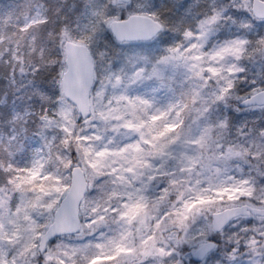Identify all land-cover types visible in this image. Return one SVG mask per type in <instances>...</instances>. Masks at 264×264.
<instances>
[{
    "label": "clouds",
    "instance_id": "1",
    "mask_svg": "<svg viewBox=\"0 0 264 264\" xmlns=\"http://www.w3.org/2000/svg\"><path fill=\"white\" fill-rule=\"evenodd\" d=\"M34 4L39 5L34 19L47 20L32 33L37 38L35 48L42 54L33 51L31 42L26 46L18 41L15 34L0 45V125L12 132L11 138L5 139L13 147V141L21 138L34 141L23 167L31 165L37 148L43 147L41 155L48 154L47 142L53 145L54 156L59 154L71 164L68 169L62 164L51 165L48 173L66 181L80 167L87 169L91 180L76 207V227L44 239L48 232L45 225L53 213L29 209L36 230L19 235L11 230L0 233V260L7 264H57L65 251L95 242L102 234L113 237L127 232L128 242L137 249L136 264H264V214L252 210L264 208V19L249 11L245 0H127L124 4L117 0H34ZM12 7L3 3L0 11L7 13ZM129 14L151 15L161 25L148 45L130 48L108 34L106 19ZM213 16L218 18L209 23ZM65 31L72 41L83 39L90 53L91 73L83 107L62 87L69 42ZM188 31L193 33L191 37L185 36ZM240 41L246 42L240 53L211 58L221 48ZM192 44L198 47L189 51ZM197 55L202 59L193 60ZM164 58L169 59L164 62ZM207 66L217 68L218 73L206 72ZM165 72L180 77V90L172 105L184 115L152 125L151 115L158 112L155 105L145 108L137 102L134 113L128 101L138 97L133 85L161 79ZM189 113L200 128L196 139L203 136L192 149L196 165L176 159L169 166L158 156L131 150L114 154L140 140L138 133L124 127L126 122H144L142 131L148 135L149 127L181 123ZM64 128L72 129L80 141L67 136ZM66 138L71 141L68 145L63 143ZM83 147L94 149L90 161L97 159L95 151L110 154L93 169L85 161ZM144 149L145 153L151 150L148 146ZM138 156L142 164L135 163ZM201 157L204 161L211 157V167L203 166ZM6 178L0 171L5 199L13 191ZM223 185L251 190L252 195L237 192L233 202L225 196L223 203L210 206L211 211L206 206L186 229L173 223L176 210L185 201L197 194L219 199L215 192L203 190ZM52 198H58L57 194ZM137 200L146 206L144 223L138 219L129 225L120 219V213L125 204ZM232 205L245 210L210 232L213 213ZM101 216L106 218L103 222H99ZM22 217V223H29ZM93 220L98 223L88 228ZM149 236L155 240L144 244L143 239ZM202 240L215 245L205 255L198 249ZM95 251L90 249V253Z\"/></svg>",
    "mask_w": 264,
    "mask_h": 264
},
{
    "label": "snow or ice",
    "instance_id": "2",
    "mask_svg": "<svg viewBox=\"0 0 264 264\" xmlns=\"http://www.w3.org/2000/svg\"><path fill=\"white\" fill-rule=\"evenodd\" d=\"M127 0H117L118 4H124ZM245 7L254 13L256 17L264 19V0H245ZM218 17L213 16L209 23L214 22ZM7 23V19L4 20ZM46 19L36 20L35 26L26 25L23 29H18L16 39L18 41H23L25 45L29 42L33 45V51L40 49L35 48L36 36L33 33V29L38 25L46 24ZM108 27L114 33L117 40L131 41L140 39L151 38L157 29L161 27L160 24L155 23L153 16L145 14H129L126 18L121 16H114L105 20ZM192 32H185L186 37H191ZM11 36V35H10ZM65 38L68 39V45L65 48L64 60L67 65L66 71L63 73L64 79L62 81V87L66 95L73 97L78 102L84 106V99L88 93V84L91 73V59L88 46L84 40L72 41L69 33L65 31ZM9 36L5 37L4 34H0V45H3ZM245 41H240L233 43L232 45L221 48L215 53L211 58L213 60L217 58H223L228 54L236 55L243 50V45ZM264 43V42H262ZM19 46V45H18ZM197 44H192L189 51L196 49ZM41 54H42V50ZM171 51H178V49H171ZM181 54V58H182ZM169 58H164V62H167ZM193 60H201L202 57L197 55L192 57ZM193 67H196L195 65ZM203 71V70H202ZM207 71L213 75L218 73V69L215 67H209ZM197 76L201 73L197 72ZM229 88L232 87L231 84L228 85ZM227 89H225L226 91ZM137 102L139 105H144L145 108L151 106L149 100L137 97L136 101L129 99L128 103L132 106L133 112L137 108ZM186 107V106H185ZM169 108H174V105H170ZM180 112H177V116H180ZM168 113L160 112L158 110L157 114L151 115V124L156 125L158 121H161L166 117ZM125 128L129 130H134L139 134L140 140L134 144H128L122 146L117 153L123 154L131 150L137 154H144L148 157H155L163 155L170 144L174 142V133L177 128L180 127L179 123H165L159 128H148V138L142 130L146 127L144 122L133 124L132 121H128L124 125ZM63 131L67 136H75L72 129L64 128ZM153 133H155L153 135ZM76 141H80V137L75 136ZM203 140V136L200 139H195V144H200ZM65 145L71 143L67 138L63 141ZM144 146H148L150 151L145 153ZM44 147H47L48 154L46 156L41 155L43 152V147L37 148L34 153V158L31 161L30 166L19 168L12 163L15 155L18 151L22 150V145H19L15 149L12 145L5 149L7 153V163L4 160H0V171H3L6 175V185H10L13 189L12 194L9 198H4L5 188L0 187V233L11 230L17 235L24 230H36V222L31 216L29 209L42 208L53 215L50 217L49 223L45 225L48 229L47 236L44 239L66 231H71L76 227V207L78 202L82 199L83 193L89 184L91 177L88 175L87 169L77 167L71 172V175L66 181L62 177H58L54 174L48 173L46 170L51 165H63L64 168H71V164L66 162L63 156L56 154L53 155V145L45 142ZM77 149L80 150V145H77ZM85 161L90 164V166L95 169L101 163V159L109 155L107 151H95V160H88V157L93 153L94 149L89 147L82 148ZM174 159H180L183 161H188L192 165L197 164V158L193 155L181 154L179 157H174ZM136 164H142V157L138 156L134 158ZM201 163L205 167H211L212 158L209 157L207 161L200 158ZM144 167H151L150 163H143ZM190 170V169H186ZM129 172L133 169L129 168ZM155 177H153L154 179ZM49 181H55L53 184H49ZM175 183V181H173ZM205 193L208 191H213L216 197L213 198L210 195L197 194L195 199L191 201H185L183 207L177 209L175 212V220L173 221L178 227L186 229L188 222L198 215L207 206V210L211 211L212 205L218 202L223 203V199L226 196L229 202L236 200L235 193L239 192L242 195L251 196V190H242L239 187H229L223 185L220 187H215L211 189H204ZM54 194H57L58 198H52ZM132 195L129 194V199ZM248 207V206H245ZM125 211L120 213V219L126 220L129 225L133 224L138 219L140 223H144L142 218L145 213L146 206L137 200L135 203L125 204ZM245 208L237 207L232 205L226 207L223 211H216L213 213L214 219L209 223L208 230L210 232L217 231L220 229L221 225L225 220L234 216ZM253 211L257 213L264 214V208H254ZM21 214H23V221L29 223L25 224L21 222ZM106 218L99 217V222H103ZM98 223L97 220L91 221L87 227L93 228ZM159 227V225H157ZM130 233H121L119 236L105 237L103 234L101 238L95 242L89 241L86 244L74 247L71 252L65 251L63 253V259L57 261V264H136L137 249L134 244L128 242V236ZM155 240L154 236H149L143 239V243L147 244L148 240ZM11 237H9V243H11ZM215 247L214 244L208 242L207 240H202L198 246L200 255H205L208 250ZM95 248L94 253H90V249ZM163 251V249H160ZM0 264H7V261L0 260Z\"/></svg>",
    "mask_w": 264,
    "mask_h": 264
},
{
    "label": "rangeland",
    "instance_id": "3",
    "mask_svg": "<svg viewBox=\"0 0 264 264\" xmlns=\"http://www.w3.org/2000/svg\"><path fill=\"white\" fill-rule=\"evenodd\" d=\"M26 3H28L27 5L31 7L28 8L24 14L22 13L20 18L18 19V22L21 24L19 25L21 29H23L26 25L30 27L36 25V19H34V17L38 14L37 9L39 8V5L34 4V0H27ZM4 14L5 13H3V15ZM10 16L11 15L7 12L6 16L3 17L2 20H5ZM3 23L4 21H0V27H2ZM150 42L151 41L132 43L125 42L122 44L130 48L138 49L140 47L148 45ZM209 67L210 66L205 67L206 72H208L207 69ZM169 77H171V73L165 72L163 73V77L161 79H157L154 77L152 79L145 80L143 83L138 82L137 84L133 85V87L137 89L135 95L140 98L149 100L151 104H154L156 109H158L160 112L166 111L168 113V115L161 121L166 119L172 120L177 115L178 111L175 108L170 109L169 106L172 105L174 96L179 93L180 77L178 75L171 77V84H169ZM180 115L183 116L184 113H181ZM159 122L160 121L156 123ZM179 124L180 127L177 128L174 133V142L168 146L163 155L158 156L160 159L166 160L167 165L169 166L173 163L174 160H176L174 159V157H179L181 154L192 155V149L196 147L195 139L200 135V128L197 126L192 113H189L187 118ZM154 134L155 133H153V135ZM5 136L11 138L12 132L8 129H4L2 126V128L0 129V145L2 146V148L0 149V160L8 158L5 149L9 148V144L7 142V139H5ZM20 142L22 143L17 144L16 141H13V145L15 146H12V148L15 149L19 145H22V150L16 153L15 158L12 160V163L19 168H23L26 160H28L31 155L34 141L26 138H21ZM156 167H160L159 162H157ZM169 170L171 171V169ZM189 187H191V183H189Z\"/></svg>",
    "mask_w": 264,
    "mask_h": 264
},
{
    "label": "trees",
    "instance_id": "4",
    "mask_svg": "<svg viewBox=\"0 0 264 264\" xmlns=\"http://www.w3.org/2000/svg\"><path fill=\"white\" fill-rule=\"evenodd\" d=\"M20 1L19 0H0V4L9 3V4L13 5V7L8 10V13L11 16L6 18L7 23L6 24L3 23L2 27H0V34H4L5 37L16 34L17 30L21 29L19 26L21 24L18 22V19L20 18L22 13L24 14L27 11V9L31 7V6L27 5L28 4V3H26L27 0H20ZM3 13H5V12L0 11V21H4V20H2V18L6 16V13L4 15H3ZM108 34L111 36L110 32ZM1 128H2V125H0V129ZM20 141H21V139L17 140L16 141L17 144L22 143ZM1 148H2V146L0 145V149ZM0 153H1V150H0Z\"/></svg>",
    "mask_w": 264,
    "mask_h": 264
},
{
    "label": "water",
    "instance_id": "5",
    "mask_svg": "<svg viewBox=\"0 0 264 264\" xmlns=\"http://www.w3.org/2000/svg\"><path fill=\"white\" fill-rule=\"evenodd\" d=\"M114 34V33H113ZM115 36V35H114ZM116 38V37H115ZM140 40H151V38L149 39H140ZM119 41V40H118ZM131 41H139V40H131Z\"/></svg>",
    "mask_w": 264,
    "mask_h": 264
}]
</instances>
